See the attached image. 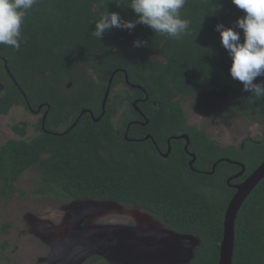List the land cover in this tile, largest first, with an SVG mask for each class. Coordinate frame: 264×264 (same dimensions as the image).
I'll return each instance as SVG.
<instances>
[{"label": "trees", "instance_id": "obj_1", "mask_svg": "<svg viewBox=\"0 0 264 264\" xmlns=\"http://www.w3.org/2000/svg\"><path fill=\"white\" fill-rule=\"evenodd\" d=\"M105 11L136 19L116 0H38L24 19L20 49L0 45V114L14 106L48 109L39 134L26 139V123H15L11 129L19 137L0 143V198L36 166L46 188L35 192L146 209L178 232L199 237L190 264H218L223 215L235 192L226 178L239 167L222 160L211 173L213 164L220 158L243 162V175L231 180L238 182L264 160V97L242 91L230 77V57L214 30L217 23L234 27L243 12L231 0H187L182 18L191 21V33L180 40L142 24L131 31L112 28L98 40L91 31ZM134 40L146 46L134 47ZM261 82L264 76L254 81ZM136 97H145L137 102L145 119L131 104ZM182 101L194 111L259 123L261 136L219 145L187 123ZM118 104L125 107L114 121ZM83 109L99 118L80 115ZM58 123L64 128L54 133ZM181 132L190 136L193 168L179 138L171 140L167 157L149 139H128L148 133L164 151L168 135ZM97 260L110 264L100 256L89 262ZM232 264H264V177L237 212Z\"/></svg>", "mask_w": 264, "mask_h": 264}, {"label": "rangeland", "instance_id": "obj_2", "mask_svg": "<svg viewBox=\"0 0 264 264\" xmlns=\"http://www.w3.org/2000/svg\"><path fill=\"white\" fill-rule=\"evenodd\" d=\"M182 109L189 124L209 127L211 137L221 144L239 143L247 136L258 139L262 133L259 123L243 118H217L202 110L194 111L188 101H182ZM38 116L22 106L13 107L0 115V143L19 137L10 127L20 121L27 124L24 138L35 136L38 131L34 124ZM14 185L15 189L8 197L0 198V262L5 264H49L45 260L51 251L46 243L47 238L66 237L74 229L99 227L105 221L121 216L117 215L120 209H101L99 206L103 204L95 202L98 211H92L82 221L79 220L73 208L76 204L71 200L35 192L38 188H46L36 166L22 172ZM92 236H95V232ZM126 253L129 252H125V262L116 255L113 261L132 264L126 261L129 258ZM186 262L181 260L175 264Z\"/></svg>", "mask_w": 264, "mask_h": 264}, {"label": "clouds", "instance_id": "obj_3", "mask_svg": "<svg viewBox=\"0 0 264 264\" xmlns=\"http://www.w3.org/2000/svg\"><path fill=\"white\" fill-rule=\"evenodd\" d=\"M37 2L0 0V45L20 49L24 19ZM231 2L242 10L243 15L235 20L234 27H225L222 23L214 26L219 33L221 46L230 57L229 75L241 82L242 91L264 97V82L254 83L257 77L264 76V0ZM116 3L117 6L130 8L136 14V19L124 20L117 12L105 11L94 21L95 27L91 31L98 40L112 28L131 31L136 24L145 25L155 34L172 40H180L191 33V21L182 18V9L187 0H116ZM133 46H146V42L134 40Z\"/></svg>", "mask_w": 264, "mask_h": 264}, {"label": "water", "instance_id": "obj_4", "mask_svg": "<svg viewBox=\"0 0 264 264\" xmlns=\"http://www.w3.org/2000/svg\"><path fill=\"white\" fill-rule=\"evenodd\" d=\"M112 77L109 79L108 87L106 89V92L104 94L103 100H102V112L99 115L102 116L105 112V104L107 101V97L110 91V85H111ZM126 81L127 77H126ZM133 87L135 85H132ZM2 84L0 83V90L2 89ZM41 106L38 107L37 110H39ZM85 112H89L91 117L95 120H97L99 117L95 118L93 113L89 109H83L80 113L83 114ZM78 120V119H77ZM76 120V122H77ZM75 122V123H76ZM74 123V124H75ZM74 124L72 126H74ZM130 125V124H129ZM127 134V131L125 132V135ZM181 137H184L186 139L185 143V150H187V147L189 145V139L187 135H181ZM148 138V136L145 137V139ZM133 140V139H130ZM142 141L143 139H139ZM170 151V142L168 141L167 151L164 154L167 156L168 152ZM195 160V156L192 155V158L189 161L190 166L192 167V164ZM223 159H219L213 164L211 173L214 171V168L216 164ZM227 162H235L228 159H225ZM244 165L241 164V169L235 177L238 175H241L244 172ZM234 176L229 177L227 179V184L235 189V192L230 197L225 211L223 215V232H222V238L220 240V247H219V258H218V264H232V257H233V249H234V222L236 219V215L238 210L240 209L242 203L247 198V196L250 194V192L255 188V186L262 180L264 177V160L257 165L246 177L243 181L236 184H230V179L234 178ZM74 202L76 205H72L74 209H76L75 215L78 216L79 220H83L87 217V214H89L92 211H98V206H96L95 202L103 204L100 205L101 209H109V210H117L120 209L119 212H117V215H124V214H133V211L129 208L124 206L121 202L115 201V200H99V199H72L71 203ZM126 211V212H123ZM149 219H145V221H148ZM78 222L75 223L77 225ZM125 229V226H119V225H109V224H101L99 227H86L83 229H74V231H71V233L66 237H60V238H53V239H46V243L51 247V251L48 254V256L45 258L46 261L49 262V264H81L82 261L88 257V254H91L87 250L90 248V244L94 245L96 248L93 253H99L101 256L107 259V261L110 264H119L118 261H113L115 258V255L124 259L125 252L126 256L129 257L126 259V261L132 262V264H137L138 261H136L135 255L133 254L131 248L133 244L125 239L126 235L124 234V231L119 232V229ZM95 232V236H92ZM177 241L182 242H189L191 241L192 244H189V252H186V255L184 256L187 260V264H190V258L192 256L191 248L195 246L199 240L196 239L191 234H178ZM116 248L114 249V247ZM125 262V259L123 260ZM181 260H177L174 257L167 256V258L163 259L164 264H175L178 263Z\"/></svg>", "mask_w": 264, "mask_h": 264}, {"label": "flooded vegetation", "instance_id": "obj_5", "mask_svg": "<svg viewBox=\"0 0 264 264\" xmlns=\"http://www.w3.org/2000/svg\"><path fill=\"white\" fill-rule=\"evenodd\" d=\"M5 69H6V71L9 74V71H8V68L6 67V65H5ZM9 76H10V78L12 80H14L13 77L10 74H9ZM116 89L120 90L121 86H118ZM144 99H145V97L144 98L136 97L131 102L132 106L140 114H142V112H141L140 108L138 107L137 102L140 101V100H144ZM122 103H124V100H123ZM121 105L122 104H118V106H117V112H116V114L113 117L114 121H117L120 112H122V110L125 107V106H122V108H121ZM39 106H41V108L39 110H37ZM14 107H17V106H14ZM47 110L48 109H43V104L38 105L36 109L28 107L27 111H29V112H31V113H33L35 115H39L37 120H36V122H35V124H34V126L36 127V130L38 131L37 134H39L42 130L45 129L44 128V120H45V117H46ZM0 115H4V114H0ZM142 117H143V114H142ZM217 118H222V117H217ZM226 118H234V117H230L229 116V117H226ZM186 121H187V117H186ZM22 122H25V121H20V122H17V123H19L21 125ZM129 122H140V121L139 120H132V121H129ZM38 124H40L39 127L37 126ZM189 125H193V124H189ZM26 126H27V124H26ZM194 126H195V128L198 131H204L207 137H209L210 139L214 140L211 137L210 132L208 131L209 127H207V126L197 127L196 125H194ZM55 127L58 128V130H60V131L54 132V133L62 132V130L64 128L59 123L56 124ZM117 133H119V131H117ZM25 134H26V132H25ZM184 134L188 136L189 144H190L191 140H190V136H189L188 133L181 132L179 134H171V135H168V137L165 139V143L166 144H165L164 151L158 147V145L154 141L152 135H150L148 133L145 134L144 137H141V138H128V137L127 138L129 140L130 139L139 140V139H145V137L148 136V138H146V139H149L152 142V145L155 147L157 154L161 155L162 157H167L169 155L170 151L168 152L167 156L164 155L166 153V151H167L168 141L170 142V150H171V140L179 138V139H181L183 141L182 142L183 151H184L185 155L187 156L186 160H187L188 165L190 166L189 161L192 158V155H194L195 159H196V154H195V151H193L192 149L191 150L189 149V145L187 147V150H185L184 146H185V143H186V139L184 137H181V135H184ZM124 136L126 137L127 134L125 135V133H124ZM245 138L246 137H244L243 139H245ZM217 143L219 145H222V146H227V145H231L232 144V143L221 144L219 142H217ZM233 144L236 145L237 143H233ZM220 159L231 160L229 158H220ZM231 161H236V163L235 162H231V163L237 165L239 167V169L236 172H234L232 175H230L229 177H232V176L236 175V173H238L240 171V169H241V164L244 165L243 162L238 161V160H231ZM190 168H193V164H192V167L190 166ZM244 168H245V165H244ZM244 171H245V169H244ZM243 173L241 175L236 176V177L234 176V178H232V179L240 178L243 175ZM228 178H226V182H227ZM232 179H230V182H229L230 184H236V183H240L241 181H243V180H241V181H238V182H231ZM229 187H231V186H229ZM204 191L208 193L209 189L205 188ZM122 204L124 206H126V207H129L133 211V214L130 213V214L121 215L119 217H114V218H112L109 221H105L104 224L119 225V226H125L126 227L125 229H121L120 228L119 232L121 234V232L124 231V234L126 235L125 239L133 244L131 250H132V252L135 253L134 255H135L136 261H138L137 264H140V262H143V264H164L162 261H163V259L167 258V256L174 257L177 260L185 259L184 256L186 255V252L187 251L189 252V246L188 245L192 244V242L191 241L182 242V240L181 241H177V239H178L177 235L178 234H191L196 239H198L199 242H200V239H199V237L197 235H195L193 233L178 232L177 230H175L171 226H168V225L164 224L158 217H156L154 214H152L150 211H148L146 209L137 207V206H135L133 204H125V203H122ZM143 218L144 219H149V220L145 222V221H142ZM199 242L195 246H193L191 248L192 256H193L194 248L199 244ZM95 248L96 247L94 245L90 244V248L87 251L90 252L91 254H88L87 255L88 257H86L82 261L81 264H99L98 260L89 262V260L93 256H100V257H102L103 259H105L107 261V259L104 258L103 256H101L99 253H93ZM192 256H191V258H192ZM191 258H190V260H191Z\"/></svg>", "mask_w": 264, "mask_h": 264}]
</instances>
